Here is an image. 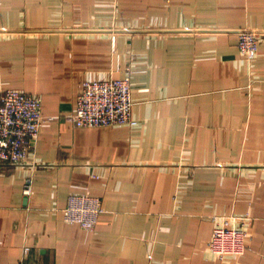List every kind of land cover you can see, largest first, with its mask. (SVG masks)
Returning <instances> with one entry per match:
<instances>
[{
	"label": "crops",
	"instance_id": "obj_1",
	"mask_svg": "<svg viewBox=\"0 0 264 264\" xmlns=\"http://www.w3.org/2000/svg\"><path fill=\"white\" fill-rule=\"evenodd\" d=\"M127 69L136 125L77 128L81 83ZM9 89L47 120L33 154L0 165V264H264V0H0ZM71 193L100 198L93 230L63 220ZM231 214L249 246L218 260L213 217Z\"/></svg>",
	"mask_w": 264,
	"mask_h": 264
},
{
	"label": "built area",
	"instance_id": "obj_2",
	"mask_svg": "<svg viewBox=\"0 0 264 264\" xmlns=\"http://www.w3.org/2000/svg\"><path fill=\"white\" fill-rule=\"evenodd\" d=\"M237 49L247 62L254 60L259 46L257 33L250 28L236 31ZM127 69L121 79L82 82L73 113L68 117L77 128L134 127L131 115V75ZM38 97L9 89L0 97V165L21 164L34 152L43 123ZM32 179L26 177L23 193H31ZM103 212L101 200L90 193H71L63 209V220L84 230H93ZM249 217L227 215L213 217L208 251L218 260L227 255H241L248 248Z\"/></svg>",
	"mask_w": 264,
	"mask_h": 264
}]
</instances>
